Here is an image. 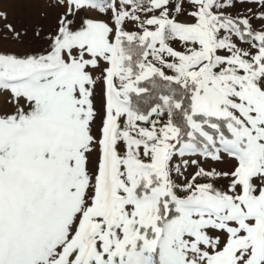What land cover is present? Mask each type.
I'll list each match as a JSON object with an SVG mask.
<instances>
[{
    "label": "snow or ice",
    "instance_id": "obj_1",
    "mask_svg": "<svg viewBox=\"0 0 264 264\" xmlns=\"http://www.w3.org/2000/svg\"><path fill=\"white\" fill-rule=\"evenodd\" d=\"M0 264H264V0H0Z\"/></svg>",
    "mask_w": 264,
    "mask_h": 264
}]
</instances>
